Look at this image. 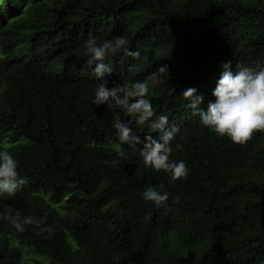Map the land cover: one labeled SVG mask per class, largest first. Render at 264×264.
Wrapping results in <instances>:
<instances>
[{
  "label": "trees",
  "instance_id": "trees-1",
  "mask_svg": "<svg viewBox=\"0 0 264 264\" xmlns=\"http://www.w3.org/2000/svg\"><path fill=\"white\" fill-rule=\"evenodd\" d=\"M121 35L139 56L106 57L103 79L145 82L152 118L179 129L183 179L146 168L114 134L122 110L92 103L84 42ZM225 61L264 62V0H0V150L27 180L0 197V264H264V132L233 144L181 96L195 88L204 108ZM148 186L167 191L162 207ZM17 212L42 222L17 232L3 219Z\"/></svg>",
  "mask_w": 264,
  "mask_h": 264
},
{
  "label": "clouds",
  "instance_id": "clouds-1",
  "mask_svg": "<svg viewBox=\"0 0 264 264\" xmlns=\"http://www.w3.org/2000/svg\"><path fill=\"white\" fill-rule=\"evenodd\" d=\"M129 40L125 36H116L97 42L95 37H89L84 42L86 64L92 68L95 77L100 79L96 85L92 103L96 106L112 104L122 110L126 119L117 116L112 127L120 144L129 147L139 146V156L146 168L163 171L173 181L187 176L188 169L184 160L170 158L173 151L172 141L176 137L178 127L169 124L167 115L154 116L150 100L146 98L147 87L143 80L135 81L127 89L120 86L108 87L103 78L113 71L112 66L106 63V57L123 52L129 57L139 56L138 51L130 50ZM221 71L215 86L211 91L214 98L200 107L203 100L196 94L195 88H187L181 92L182 98L192 115L198 117L199 124L218 137H226L233 144L244 145L252 139L253 133L264 132V62L253 61L251 64L231 61L222 62ZM160 74L167 79L166 65H158L153 75ZM147 125L148 134L138 135L131 126ZM156 133V137L151 135ZM175 149L180 150L182 145L176 143ZM117 155L127 159L121 149ZM27 183L25 177L17 171V161L8 150H0V197H11ZM163 188V185L160 186ZM142 198L150 201L157 208L162 207L168 199L167 191L148 186L142 192ZM3 219L17 231L24 230L23 225L41 223L32 217L21 218L20 213L5 214ZM51 231V229H48Z\"/></svg>",
  "mask_w": 264,
  "mask_h": 264
}]
</instances>
